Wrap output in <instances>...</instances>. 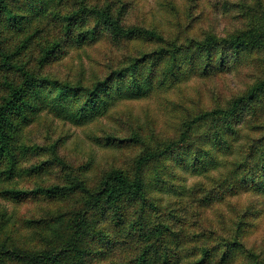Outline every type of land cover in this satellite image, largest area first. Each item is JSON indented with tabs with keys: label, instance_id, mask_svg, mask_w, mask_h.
<instances>
[{
	"label": "trees",
	"instance_id": "1",
	"mask_svg": "<svg viewBox=\"0 0 264 264\" xmlns=\"http://www.w3.org/2000/svg\"><path fill=\"white\" fill-rule=\"evenodd\" d=\"M239 5L246 22L226 35L208 31L199 36L193 29L168 39L160 28L121 23L122 11L110 3L0 0V29L24 32L12 50L0 44V70L11 75L0 80L5 92L0 97V196L74 204L36 221L44 230L48 227L47 235L37 233L46 243L43 248L26 251L14 240L0 242V264H91L96 259L109 260L106 264H264V252L247 245L259 227L254 202L233 211L237 218L222 233L210 231L219 239L211 246L188 248L193 237L196 242L208 234L196 230L188 237L180 213L191 199L199 202L195 207H208L229 205L231 199L239 203L244 194L264 196V114L258 112L264 79L213 108H187L188 116L173 136H145L143 126L118 105L157 91L164 96L185 85L199 70L202 56L200 74L232 67L251 54L264 64V0ZM45 19L58 25L57 34L39 36ZM105 32L115 42L158 44L139 46L135 54L129 51L102 68L103 73L91 67L87 74L82 63L75 72L73 61H64L71 47L85 51ZM34 44L38 52H28ZM57 62H62L63 76L52 69ZM49 116L77 127L113 119L119 126L103 124L101 135H90L93 142L118 150L130 145L135 154L125 166L111 165L98 180L91 175L93 158L71 170L58 153L64 136L50 142L33 138ZM203 128V136L195 133ZM56 167L65 170L63 181L50 182ZM188 174L207 180L188 186ZM200 191L204 197L196 199ZM173 194L178 197L174 207L168 202Z\"/></svg>",
	"mask_w": 264,
	"mask_h": 264
},
{
	"label": "rangeland",
	"instance_id": "2",
	"mask_svg": "<svg viewBox=\"0 0 264 264\" xmlns=\"http://www.w3.org/2000/svg\"><path fill=\"white\" fill-rule=\"evenodd\" d=\"M242 1L248 2L252 0H90L91 3H98L101 6L106 3H110L112 6L116 5L115 10L118 8L119 13L122 11L120 17L121 23L129 26L140 25L147 28H160L168 39L177 35L181 37L187 36V33H190L193 29V34L202 36V32L208 31H212L218 35H226L235 28L242 27L244 22H246L243 10L239 5ZM175 6L176 9L174 10ZM88 22L89 26L94 25L92 19H89ZM35 25L36 23L33 24L32 28ZM42 26L39 36H41L42 32L46 35L49 34V36L57 34L58 25L54 21L45 19ZM18 32L13 31L11 33L10 31H5V29H0V44L5 43L4 46H8L12 50L23 39L24 32ZM149 44L154 45L158 43L152 42ZM149 44L144 43L141 45L140 41L124 40L115 42L105 32L100 34L98 42L86 45L85 51L80 50L77 53L76 47H71L66 54L65 60H63L65 62L68 60L70 62L73 61L75 72L79 70V65L82 63L87 74L90 73L91 67H95L103 73V69L107 65L115 62L118 63L129 51L135 54L137 47H146ZM34 47H36L35 44L32 48L29 47L28 52H38V49ZM204 65V57H199V70L186 81L185 85L180 86L179 84L164 96L157 91L149 97L119 103L118 105H121L119 107L120 110L125 113L130 112L133 121L143 126L142 129L145 132V136L153 133L162 136H173L177 130V126L188 116L186 112L187 108H213L215 104L225 103L235 94L244 91L252 83L264 79V64L252 54L242 57L232 67L215 69L212 72L200 74ZM62 68V62L52 65L53 71L58 76H63L64 71ZM5 75L11 77L10 73L0 70V80ZM3 94L5 92L0 86V97ZM260 105L261 107H259ZM258 112H263L264 114V102L258 104ZM47 120L48 122L42 121L35 128L33 138L37 142L44 140L45 142H50L60 135L64 136V142L58 150L59 155L65 159L69 167L71 166V170L78 169V166L93 158L94 163L91 175L94 180L100 179L102 173L113 164L125 166L135 154V147L130 145L127 147L122 146V149L118 150L103 148L95 145L93 142L90 135H101L102 132L99 127H103V124L109 127L113 126L114 123H118L113 119L102 118V124L95 122L84 127H77L69 122L52 119L50 116ZM135 123L133 125L136 126L137 124ZM153 124L154 126L152 127ZM113 127H117V124ZM122 129H124L123 126ZM153 129L155 132H153ZM203 130L206 131L203 128L196 130L195 133L203 136ZM120 135L122 134L120 133ZM204 144L207 148L212 146L208 142H204ZM64 171L61 167L54 168L51 171L50 182L63 181ZM186 177L185 182L188 186L207 180L203 175L188 174ZM23 184L27 183L23 182ZM201 197H204L203 191H200L196 199ZM183 200L186 202L187 199L183 197ZM193 201L194 199H191L187 204L188 209L185 210L186 212L180 211V213L184 214L187 222L185 227L186 234L189 237L192 231L204 232L207 230L208 235H204L201 240L198 238L196 242H194L195 237H193L194 240L188 244V248L193 247L194 244L211 246L216 243L219 239L215 236L216 234H209L211 233L210 231L222 233L225 226L231 225L232 220L237 218L238 213L233 211H241L251 201L257 204V218L255 221L259 222V227L247 245L251 249L254 248L257 252H264V196H249V194H244L240 197L239 203L235 199H231L229 205L215 204L208 207H195V205H199V202L192 203ZM168 202L174 207L176 202H178V197L173 194L168 199ZM73 207L72 200L51 202L45 200V198H34L27 195L18 198V201H12L0 196V242L6 241L11 243L10 240H14L12 244L26 251H33L39 249V247L43 248L46 243L43 241V237L37 233L45 232V235H47L48 227L45 225L44 230L41 226H38L36 221L40 218H45L46 220L50 217V213L55 211H68L73 209ZM197 209L202 212L198 218H196ZM206 215L210 220L206 219ZM6 222H8L9 227H6ZM115 257H117L116 254ZM108 261L96 259L91 264H106ZM4 264L7 263L4 262ZM178 264L187 263L182 261Z\"/></svg>",
	"mask_w": 264,
	"mask_h": 264
}]
</instances>
